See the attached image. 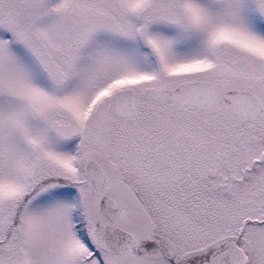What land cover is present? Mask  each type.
<instances>
[{"label": "snow or ice", "instance_id": "obj_1", "mask_svg": "<svg viewBox=\"0 0 264 264\" xmlns=\"http://www.w3.org/2000/svg\"><path fill=\"white\" fill-rule=\"evenodd\" d=\"M0 264H264V0H0Z\"/></svg>", "mask_w": 264, "mask_h": 264}]
</instances>
